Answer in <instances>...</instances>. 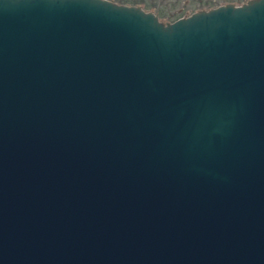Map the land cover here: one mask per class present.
Listing matches in <instances>:
<instances>
[{
  "label": "water",
  "instance_id": "95a60500",
  "mask_svg": "<svg viewBox=\"0 0 264 264\" xmlns=\"http://www.w3.org/2000/svg\"><path fill=\"white\" fill-rule=\"evenodd\" d=\"M0 264H264V0H0Z\"/></svg>",
  "mask_w": 264,
  "mask_h": 264
},
{
  "label": "rangeland",
  "instance_id": "374dc122",
  "mask_svg": "<svg viewBox=\"0 0 264 264\" xmlns=\"http://www.w3.org/2000/svg\"><path fill=\"white\" fill-rule=\"evenodd\" d=\"M114 1L135 2V4L133 5H128V4L126 5L140 6L145 11L156 14L160 22L172 23L180 18H186L198 11H202V10L207 11L226 4H233L236 6H240L249 0H114ZM210 1L212 2V5L210 6L206 5V2H210ZM177 17L178 19H175Z\"/></svg>",
  "mask_w": 264,
  "mask_h": 264
},
{
  "label": "trees",
  "instance_id": "16d2710c",
  "mask_svg": "<svg viewBox=\"0 0 264 264\" xmlns=\"http://www.w3.org/2000/svg\"><path fill=\"white\" fill-rule=\"evenodd\" d=\"M110 1H112V2H114V3H117V4H120V5H126V4H128V5H133V4H135V2H129V1H126V2H124V1H122V2H116V1H114V0H110ZM206 5H212V2L210 1V2H206ZM213 7V6H212ZM210 8V7H209ZM178 14V13H177ZM176 15V14H175ZM175 15H172V16H175ZM179 16V15H178ZM175 19H178V17L177 18H175Z\"/></svg>",
  "mask_w": 264,
  "mask_h": 264
}]
</instances>
